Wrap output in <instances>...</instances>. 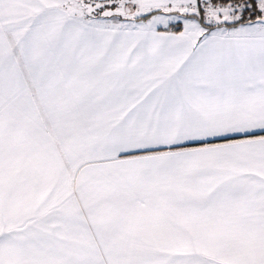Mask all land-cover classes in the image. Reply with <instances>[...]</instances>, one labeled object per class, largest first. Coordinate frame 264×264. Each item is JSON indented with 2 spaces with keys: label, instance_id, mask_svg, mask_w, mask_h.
<instances>
[{
  "label": "snow or ice",
  "instance_id": "1",
  "mask_svg": "<svg viewBox=\"0 0 264 264\" xmlns=\"http://www.w3.org/2000/svg\"><path fill=\"white\" fill-rule=\"evenodd\" d=\"M0 264H264V0H0Z\"/></svg>",
  "mask_w": 264,
  "mask_h": 264
}]
</instances>
